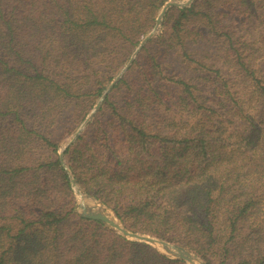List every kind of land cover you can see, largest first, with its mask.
<instances>
[{
  "label": "trees",
  "instance_id": "obj_1",
  "mask_svg": "<svg viewBox=\"0 0 264 264\" xmlns=\"http://www.w3.org/2000/svg\"><path fill=\"white\" fill-rule=\"evenodd\" d=\"M167 1L0 0V264H186L80 217L59 155ZM162 27L147 45L194 77L164 75L146 45L65 164L130 231L206 264H264V0H196ZM203 41L216 63L194 56Z\"/></svg>",
  "mask_w": 264,
  "mask_h": 264
},
{
  "label": "water",
  "instance_id": "obj_2",
  "mask_svg": "<svg viewBox=\"0 0 264 264\" xmlns=\"http://www.w3.org/2000/svg\"><path fill=\"white\" fill-rule=\"evenodd\" d=\"M194 1L195 0H185V1L179 2L176 0H169L164 4V6L162 7L161 11L159 12V14L157 15L155 19L154 28L151 30V32L148 35H146L142 39L139 46L136 48L133 56L128 61L127 65L108 85L106 91L103 93L101 98L98 100L92 112L87 116L83 124L79 127L73 139H71V141L64 147L62 151H60L59 155H60V162L70 177L73 190L75 194H78L80 197V201L77 203V208H76V211L80 217L84 219H88V220L99 221L103 223L107 228L123 236L124 238L131 240V241H137V242L148 244L154 247L155 249H157L162 254L167 255L170 258L184 261L186 264H205L193 252H191L190 250L178 244L169 243L165 240L152 237L150 235L135 233V232L130 231L126 227V225L123 223V221L117 216L116 212L112 208L105 205L102 201L89 196L88 194H86L85 191H82L78 188L75 182V179L72 175V172L68 168V166L65 164V160H64L65 150L76 141V139L81 134L85 126L93 118L94 114L100 110L102 103L106 99L107 95L118 84V82L122 79L124 73L132 65L135 56L144 48L146 43H148L154 37L159 27L161 26L163 19L166 16L167 12L172 8H178V9L189 8L192 6Z\"/></svg>",
  "mask_w": 264,
  "mask_h": 264
},
{
  "label": "rangeland",
  "instance_id": "obj_3",
  "mask_svg": "<svg viewBox=\"0 0 264 264\" xmlns=\"http://www.w3.org/2000/svg\"><path fill=\"white\" fill-rule=\"evenodd\" d=\"M176 1H179V2H181V1H185V0H176ZM196 1V0H195ZM194 1V2H195ZM172 9H174V8H172ZM176 9V8H175ZM178 9V8H177ZM161 11V10H160ZM168 13V12H167ZM159 14V13H158ZM157 17V16H156ZM165 18V17H164ZM173 18H174V16H173ZM156 19V18H155ZM164 20V19H163ZM238 25L240 26V28L241 27H243V24H242V21H240L239 23H238ZM154 26H155V23H154ZM246 27V26H245ZM242 28V30L244 29H246L245 30V32L244 31H242L246 36H245V38L244 39H246V38H248L250 35H247V31H248V29H252L251 30V35H252V37H250L251 39H255L256 37H260V33H262V28H260V26L257 28V29H253V26L251 25V26H248L247 28ZM154 28V27H153ZM239 28V29H240ZM166 27L164 28V27H162V24H161V26L159 27V29H158V31L156 32V34L154 35V37H156L159 33H166ZM151 32V31H150ZM149 32V33H150ZM148 33V34H149ZM147 34V35H148ZM145 37V36H144ZM153 37V38H154ZM152 38V39H153ZM146 45H147V43H146ZM145 45V46H146ZM139 46V45H138ZM144 46V47H145ZM148 46V49H147V51H150L151 53H153V54H157V53H161L162 54V56H163V58H164V61H163V63L161 64V66L163 67V69H164V75H167V76H171V75H181V76H183V77H186V78H188V79H190L191 77H194V72H193V70H192V68H189L186 64H185V62L183 61V59L179 56V55H177V53L176 52H174V51H168L167 50V47H166V43L165 42H162L161 40H158V41H155L154 43H151L150 45H147ZM158 49V50H157ZM191 49H192V51H193V53H194V56L195 57H197V58H201L204 62H210V63H216L217 62V51H216V49L213 47V46H211V45H208V44H206L205 43V41H203L202 43H199V44H197V43H194L193 45H192V47H191ZM136 50V49H135ZM142 51V50H141ZM141 51L135 56V58H134V60L138 57V55L141 53ZM153 51V52H152ZM135 52V51H134ZM134 52L132 53V55H131V57L133 56V54H134ZM130 57V58H131ZM210 60H209V59ZM158 59H160V57L158 58ZM130 60V59H129ZM134 62V61H133ZM141 62H142V64H146L147 62H148V58H147V56H144L143 57V60H141ZM128 63V62H127ZM133 64V63H132ZM127 65V64H126ZM125 65V66H126ZM124 66V67H125ZM123 67V68H124ZM131 67V66H130ZM122 68V69H123ZM129 70V69H128ZM128 70L124 73V75L125 76H127V78L129 77H132L135 73H134V71L133 72H131V73H129V75H127L128 73ZM122 71V70H121ZM120 71V72H121ZM119 72V73H120ZM118 73V74H119ZM117 74V75H118ZM116 75V76H117ZM124 75H123V77H124ZM122 77V78H123ZM167 86V85H166ZM114 89V88H113ZM112 89V90H113ZM111 93V92H110ZM109 93V94H110ZM165 93L167 94V97H170L171 96V93H168V92H166V90H165ZM126 98V94H122L121 92H117V93H115L114 95H113V97H112V99H114L115 101H121L122 99H125ZM98 102V101H97ZM103 104V103H102ZM96 105V104H95ZM102 107V106H101ZM94 109V108H93ZM92 109V110H93ZM92 112V111H91ZM90 112V113H91ZM89 113V114H90ZM97 113V112H96ZM95 113V114H96ZM88 114V115H89ZM94 114V115H95ZM87 115V116H88ZM161 115H163V116H167L168 118H170V119H173L174 118V113H172V111H164L163 113H161ZM87 118V117H86ZM85 118V119H86ZM85 119L79 124V126L74 130V132H72V134L70 133H67V132H63V130H62V134L60 135L61 136V149L59 150V153H60V151H62L63 149H64V147L71 141V139H73V137H74V135H75V133L77 132V130L79 129V127L83 124V122L85 121ZM153 121H157V118H154L153 119ZM87 126V125H86ZM86 126H85V128H86ZM84 128V129H85ZM84 129H83V131H84ZM164 129H166V128H164ZM163 129V130H164ZM169 129H172V127L170 126L169 127ZM66 133V134H65ZM75 197H76V202L78 203L79 201H80V197H79V195L78 194H75ZM203 261V260H202ZM204 262V261H203ZM205 263V262H204ZM206 264V263H205Z\"/></svg>",
  "mask_w": 264,
  "mask_h": 264
}]
</instances>
